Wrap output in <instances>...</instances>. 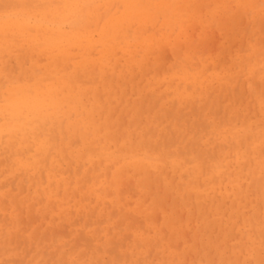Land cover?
Listing matches in <instances>:
<instances>
[{
	"label": "rangeland",
	"instance_id": "1",
	"mask_svg": "<svg viewBox=\"0 0 264 264\" xmlns=\"http://www.w3.org/2000/svg\"><path fill=\"white\" fill-rule=\"evenodd\" d=\"M57 1L59 0H0V12H13V15L23 13L30 21L55 13L57 16L54 17L61 18L64 13L62 6L68 0ZM83 1L86 5L93 3L98 9H90L93 17H81L82 26L79 23L83 31L91 32L89 37L92 42L86 52L89 56L87 61L77 47H72L65 58L55 52L53 59H49L35 47L8 45L15 48L0 50V66L7 65L14 76L29 79L41 86L48 82L57 84V96L61 106H64L63 115L59 113L54 126L46 131L53 149L50 155L41 157L40 167L32 171L21 169L18 172L11 150H6V158L0 154V264H13L16 259L23 260H19L20 263L15 262L16 264H264V175H261L264 174V0ZM225 14H228L227 19L224 18ZM222 16L224 24L220 19ZM106 22L112 25L104 27ZM219 25H223L222 28ZM103 28L110 30L111 36L108 40L113 42L112 48L106 50L101 44L104 42L100 36ZM39 57L43 58L39 61ZM34 69L38 71L33 72ZM90 71L98 73L94 75ZM113 71L114 78L111 73ZM69 81H73L74 88ZM87 89H90L89 92ZM63 98L67 100L64 101ZM114 106L118 109L115 110ZM125 111H128V115ZM111 112H115L112 118ZM51 114L52 119H57ZM123 119L124 126L120 124L119 128V122H123ZM107 122L110 128H107ZM100 124L102 127L107 124V127L102 129ZM109 130L111 134L107 137L105 132L108 133ZM244 130L250 132L246 133ZM114 133L115 136L119 135L116 136L120 138L117 142L114 136L111 141ZM41 138L43 140L45 137ZM32 147L34 142L30 140L24 149ZM89 153L93 155L91 162L87 163L85 156ZM159 154L162 155V160L159 159ZM141 161L145 163L144 169L140 168L143 166ZM250 162L253 165H249ZM242 167H245L244 170ZM150 172L153 173L151 177ZM50 174H56V177L51 179L48 177ZM124 180L132 181V186H127L129 190L132 187L134 192L138 191L134 198L126 187L130 182L125 184ZM121 186H125L127 190ZM119 188L124 189V193ZM149 189L152 191L147 193ZM118 191L123 194L121 200ZM228 196L230 197L227 198ZM127 202L132 204L130 208ZM205 204L207 209H204ZM162 205L166 210H163ZM114 208L117 213L112 216L111 211ZM224 209H228L229 213ZM128 212L134 216V221L137 216V222H133ZM166 213L170 218H167ZM158 214L160 218L156 221ZM152 218H156L155 222ZM190 218L193 220L191 223ZM169 233L173 235L169 236ZM207 238L214 243L210 239L207 241ZM117 241L118 257L121 256L119 261L117 253L113 251L114 245L112 246L113 243L116 246ZM171 242L174 247L169 245ZM190 243L194 245L191 246ZM25 251L28 254L25 255Z\"/></svg>",
	"mask_w": 264,
	"mask_h": 264
},
{
	"label": "bare ground",
	"instance_id": "2",
	"mask_svg": "<svg viewBox=\"0 0 264 264\" xmlns=\"http://www.w3.org/2000/svg\"><path fill=\"white\" fill-rule=\"evenodd\" d=\"M5 1H7V0H5ZM60 1V0H59ZM59 1H57V2H59ZM63 1V0H62ZM86 1V0H85ZM127 1V0H126ZM125 1V2H126ZM88 2V1H87ZM90 2H93V1H90ZM110 2V1H109ZM108 2V3H109ZM137 2V1H136ZM210 2V1H209ZM112 3V2H111ZM111 3H109V4H111ZM29 4V3H28ZM114 4V3H113ZM108 5V4H107ZM57 6V5H56ZM113 6V5H112ZM118 6H119V4H118ZM181 6V5H180ZM8 7V6H7ZM60 7H61V5H60ZM59 8V7H58ZM58 8H57V10H58ZM62 12H64L63 14H62V17L61 18H59V17H54L55 15H56V13L55 14H51V16H50V14L49 15H45V16H40V18H37V19H34V20H32V21H30V19L27 17V16H24V15H22V14H18V15H13V14H11V13H13V12H10V13H8V12H0V50L1 51H4V50H11L12 48H15V47H23V46H29V47H35V48H37L39 51H41L42 53H44L49 59H53L56 55V53H58V54H60V56H61V58H65V57H67L68 56V53H69V50L72 48V47H77L79 50H81L82 51V54L83 55H85L86 56V58H85V60L87 61V59H89V56L87 55L88 53H86L87 51H89V48H90V43L92 42V39L89 37V34L91 33V32H85V31H83V29L80 27V24L79 23H81V26H82V21H81V17H93L92 15H93V12H91V10L90 9H95V10H97L98 11V9H97V7L93 4V3H88V5H86V3L83 1V0H75V2H72L71 0H68V3L63 7L62 6ZM196 8V7H195ZM125 9V8H124ZM191 9V8H190ZM196 10V9H195ZM201 10V9H200ZM11 11H13V10H11ZM101 11V10H100ZM228 11V10H227ZM186 12V11H185ZM190 12V11H189ZM216 12H217V10H216ZM229 12V11H228ZM45 13V12H44ZM224 13H227V12H224ZM31 14V13H30ZM102 14V13H101ZM195 14V13H194ZM213 15V14H212ZM224 15V14H223ZM227 15L228 14H225V16H224V18L225 19H227ZM38 16V15H37ZM57 16V15H56ZM214 16H216V15H214ZM103 17H104V15H103ZM189 17V16H188ZM101 19H102V15H101V17H100ZM126 18V17H125ZM216 18H219V17H216ZM224 18H223V16L222 17H220V19H222L221 21H222V24H224L225 22H223V20H224ZM229 18V17H228ZM192 19V18H191ZM229 20H230V18H229ZM81 21V22H80ZM86 21V20H85ZM84 21V22H85ZM230 22H232L231 20H230ZM220 23V22H219ZM90 23H88V25H89ZM228 23H226V25H227ZM110 25H112V23H110V22H106L105 23V25H104V27L105 26H110ZM226 25H224V27H226L227 28V26ZM90 26V25H89ZM116 26V25H115ZM208 26H210V25H208ZM221 26H223V25H219V27H221ZM223 27V28H224ZM231 27V29L233 28L232 26H230ZM109 28V27H108ZM197 28V27H196ZM222 28V27H221ZM84 29H85V27H84ZM112 30V29H111ZM148 30V29H147ZM226 30V29H225ZM173 31V30H172ZM228 31H229V29H228ZM109 32H110V30L108 29V30H104V28L101 30V33H100V36H102V38H103V40H104V42L102 43L101 42V44H102V46H104V48H105V50L108 48H112V46H113V42H111L110 40H108L109 39V36H111V34H109ZM174 32V31H173ZM213 32V31H212ZM227 32V31H226ZM156 33V32H155ZM117 37V36H116ZM190 39V38H189ZM176 40H177V38H176ZM177 42V41H176ZM187 42H189V41H187ZM193 42V41H192ZM192 42H191V45L190 44H187V45H190V47H192L193 46V44H192ZM202 42V41H201ZM201 42H199V43H201ZM8 45H11V46H15V47H10V46H8ZM177 45V44H176ZM241 46V45H240ZM181 47V46H180ZM197 47V46H196ZM194 48V47H193ZM17 49V48H16ZM18 50V49H17ZM73 50V49H72ZM71 50V51H72ZM56 52V53H55ZM92 52V51H91ZM91 52H89V53H91ZM140 52V51H139ZM166 52H168V51H166ZM116 53H117V51H116ZM164 53V52H163ZM27 54V53H26ZM39 54V53H38ZM95 54V53H94ZM161 54V53H160ZM77 55V54H76ZM36 56H39V55H36ZM43 56V55H42ZM166 58H167V56L166 55H164ZM81 57V56H80ZM43 58V57H42ZM42 58H40L39 57V61H40V59H42ZM165 58V59H166ZM168 58H170V57H168ZM24 59V61H27V59H25V58H23ZM150 59V58H149ZM163 59H164V57H163ZM164 59V60H165ZM207 59V58H206ZM44 60V59H43ZM163 60V61H164ZM37 61H38V59H37ZM38 61V62H39ZM93 61V60H92ZM166 61H167V59H166ZM53 62H54V60H53ZM170 62H171V60H170ZM173 62H175V61H173ZM172 62V63H173ZM24 63V62H23ZM58 63V62H57ZM77 63V62H76ZM81 63V62H80ZM153 63V62H152ZM34 64V63H33ZM59 64V63H58ZM57 64V65H58ZM165 64V63H164ZM163 64V65H164ZM174 64V63H173ZM92 65V64H91ZM117 65V64H116ZM225 65V64H224ZM7 66V65H6ZM5 65H2V66H0V154L3 156V157H5L6 158V150L7 149H10L11 150V154L14 156V161H15V163H16V165H17V171L19 172L21 169H25L26 171H32V170H34V169H36V167H40V165H41V157L43 156V155H50L51 153H52V149H53V146H52V143H51V140L48 138V135H47V130H49L50 128H52L53 126H54V124L56 123V121L58 120V114L59 113H62V115H63V111H62V107H64L63 105L61 106V101L59 100V98H58V96H57V84H54V83H52V82H48V83H46V84H44L43 86H41V85H39V84H37V83H35V82H31L29 79H21L20 77H17V76H14V73L11 71V69L9 70L8 69V67H6ZM33 66V65H32ZM49 66V65H48ZM81 66V65H80ZM95 65H93V67H94ZM175 66H177V63L175 64ZM76 67V66H75ZM92 67V68H93ZM117 67V66H116ZM115 67V68H116ZM147 67H149V66H147ZM41 68V67H40ZM47 68V67H46ZM65 68V67H64ZM66 68H69L68 66L66 67ZM105 68V67H104ZM134 68V67H133ZM160 68H162V67H160ZM179 68V67H178ZM95 69V68H94ZM163 69V68H162ZM173 69V68H172ZM171 69V70H172ZM61 70H64V69H61ZM160 70V69H159ZM158 70V71H159ZM38 70L37 69H34L33 70V72H37ZM65 71H66V69H65ZM77 71H78V69H77ZM92 71V70H91ZM90 71V72H91ZM95 71V70H94ZM115 71V70H114ZM114 71L113 72H111V73H113V75H112V77L114 76ZM132 71H134V70H132ZM164 70H162V72H163ZM166 71H168L167 69H166ZM124 72V71H123ZM91 73H94V72H91ZM96 73V72H95ZM94 73V75H97V73L95 74ZM159 73V72H158ZM171 73V72H170ZM125 74V73H124ZM128 74V73H127ZM48 75V74H47ZM108 74L106 73V76H107ZM126 75V74H125ZM143 75V74H142ZM147 75V74H146ZM188 75V74H187ZM20 76V75H19ZM51 76H53V75H51ZM135 76H136V74H135ZM22 77V76H21ZM70 77V76H69ZM104 77H105V75H104ZM108 77V76H107ZM111 77V78H112ZM50 78V77H49ZM74 78H76V77H74ZM78 78H79V76H78ZM78 78L76 79V80H78ZM96 77L94 76V78L93 79H95ZM114 78V77H113ZM113 78H112V80H110V82L111 81H113ZM125 78H126V76H125ZM132 78V77H131ZM89 79V78H88ZM92 79V80H93ZM132 79H134V77L132 78ZM75 80V81H76ZM41 81V80H40ZM94 81H96V80H94ZM134 81V80H133ZM132 81V82H133ZM70 82V84H71V86L74 88L75 86H74V83L72 84V82L73 81H69ZM85 82V81H84ZM88 82V81H87ZM117 82L119 83V80H117ZM125 82V81H124ZM91 83H93V82H91ZM112 83V82H111ZM111 83H110V85H111ZM81 84H82V82H81ZM104 84H106V83H104ZM103 84V86H105ZM121 85H122V82H121ZM120 85V86H121ZM127 85V84H126ZM138 85V84H137ZM98 86V85H97ZM113 88H114V85L112 86ZM116 88V87H115ZM133 88H134V86H133ZM63 89V88H62ZM117 89H118V87H117ZM136 89V88H135ZM134 89V90H135ZM74 90V89H73ZM88 90V89H87ZM90 90V89H89ZM89 90L87 91V92H89ZM99 90V89H98ZM126 90H127V88H126ZM133 90V91H134ZM156 90V89H155ZM244 90V89H243ZM117 91V90H116ZM71 92V91H70ZM70 92H69V94H70ZM79 92H81V88H80V91ZM86 92V93H87ZM99 92V91H98ZM97 92V93H98ZM118 92V91H117ZM127 92V91H126ZM96 93V92H95ZM96 93V94H97ZM110 93L111 92H109V95H110ZM134 93V92H133ZM146 93H147V91H146ZM153 93V92H152ZM84 94V93H83ZM103 94H105V93H103ZM85 95V94H84ZM112 95V94H111ZM110 95V96H111ZM123 95V94H122ZM151 95V94H150ZM73 96V95H72ZM72 96H70V98L72 97ZM75 96V95H74ZM99 96V95H98ZM100 96H102V94H100ZM99 96V97H100ZM131 96V95H130ZM161 96V95H160ZM163 96V95H162ZM69 97V96H68ZM84 97V96H83ZM159 97V96H158ZM69 98V99H70ZM101 98V97H100ZM99 98V99H100ZM141 98H142V96H141ZM162 98H164V96L162 97ZM64 99V98H63ZM122 99V96H121V98H120V100ZM135 99V98H134ZM143 99H145L146 100V98H143ZM150 99V98H149ZM148 99V100H149ZM66 100H67V98H66ZM65 99H64V101H66ZM71 100V99H70ZM69 100V101H70ZM74 100V99H73ZM101 100V99H100ZM129 100V99H128ZM208 100V99H207ZM112 101V100H111ZM110 101V102H111ZM84 102V101H83ZM101 102H102V100H101ZM113 103H114V101H112ZM111 102V103H112ZM129 102V101H128ZM142 102H144V101H142ZM262 102V101H261ZM122 103V101L118 104V108H119V105ZM130 103V102H129ZM207 103V102H206ZM128 104V103H127ZM134 104H136L135 103V100H134ZM133 104V105H134ZM142 104V103H141ZM87 105V104H86ZM103 105H104V103H103ZM129 105V104H128ZM133 105H132V107H133ZM143 105V104H142ZM163 105H164V103H163ZM105 106V105H104ZM155 106V105H154ZM154 106H152V107H154ZM114 107H116V106H114ZM113 107V108H114ZM134 107H135V105H134ZM141 107V106H140ZM117 107L115 108V110H117L118 109ZM151 108V107H150ZM173 108V107H172ZM262 108V107H261ZM103 109H104V112H105V107H103ZM131 109H134V108H131ZM141 109V108H140ZM161 109V108H160ZM181 110V109H180ZM103 111V110H102ZM140 111V110H139ZM116 112V111H115ZM115 112H113L114 114H115ZM125 112H127V114L126 115H128V111H125ZM150 112H151V110H150ZM168 112V111H167ZM192 112V111H191ZM51 113H53L54 115H55V117H57V119H52V117H51ZM101 113H103V112H101ZM112 113V112H111ZM112 113V114H113ZM121 114H122V112H120ZM82 114L83 113H81L80 115H81V118H82ZM111 114V115H112ZM114 114L111 116V115H109V117L111 116V118L114 116ZM141 114V113H140ZM256 114V113H255ZM71 115H72V113H71ZM71 115H70V117H71ZM93 115H94V112H93ZM120 115V114H119ZM124 116V115H123ZM123 116L121 117V118H123ZM174 116V115H173ZM181 116V115H180ZM88 117V116H87ZM96 116H94V118H95ZM108 117V118H109ZM148 118H149V115L147 116ZM168 117V116H167ZM166 117V118H167ZM238 117V116H237ZM65 118V117H64ZM69 117H67V119H68ZM94 118H92V119H94ZM99 118H101L100 116H99ZM99 118H97V119H99ZM111 118H109V119H111ZM142 118V117H141ZM148 118H147V120H148ZM158 118V117H157ZM177 118H178V116H177ZM180 118V117H179ZM108 120V119H107ZM140 120V119H139ZM110 121V120H109ZM120 121V120H119ZM161 121H163V120H161ZM139 122H141V121H139ZM261 122V121H260ZM95 123H96V121H95ZM99 123H102V122H99ZM108 123V122H107ZM115 123V122H114ZM124 123V119H123V122L121 121V123L119 122V128L121 127V125L120 124H123ZM193 123H195V122H193ZM244 123V122H243ZM118 124V123H117ZM258 124V123H257ZM256 124V125H257ZM260 124V123H259ZM107 125V124H106ZM106 125H103L104 127L106 126ZM111 125V124H110ZM139 125V124H138ZM194 125V124H193ZM261 125V124H260ZM72 126V125H71ZM123 126H124V124H123ZM122 126V127H123ZM100 127L102 128V129H104V127H102L101 126V124H100ZM100 127H99V131L101 132V129H100ZM107 127V126H106ZM111 127H112V125H111ZM117 127V129H119ZM175 127V126H174ZM251 127H254V126H251ZM90 128V127H89ZM107 128H110L109 127V123H108V127ZM113 128V127H112ZM143 128V127H142ZM259 128V127H258ZM88 129V128H87ZM122 129V128H121ZM124 129V128H123ZM251 130V129H250ZM155 131V130H154ZM244 131H246V130H244ZM258 131V130H257ZM81 132V131H80ZM79 132V133H80ZM97 132V131H96ZM105 132V131H104ZM123 132V131H122ZM122 132H120V135H121V133ZM196 132H198L197 131V129H196ZM235 132H237V131H235ZM248 132H250L249 130H248ZM247 131H246V133H248ZM86 133V132H85ZM98 133V132H97ZM113 133V132H112ZM144 133V132H143ZM172 133H174V131L172 132ZM240 133H241V131H240ZM242 133H243V131H242ZM55 134V133H54ZM105 134H107V137H108V134L110 135L111 134V131L109 130V132L108 133H106L105 132ZM123 134H124V132H123ZM122 134V135H123ZM160 134V133H159ZM234 134V133H233ZM254 134V133H253ZM260 134V133H259ZM258 134V135H259ZM89 135V134H88ZM137 136H138V133L136 134ZM153 135V134H152ZM155 135V134H154ZM185 135V134H184ZM183 135V136H184ZM45 137L43 140H40V139H42L41 137ZM54 136V135H53ZM106 136V135H105ZM116 138V136H119V135H116L115 136V133H114V135H111V141H112V139L114 138V137ZM135 137V140H137L136 138H138V137ZM151 136V135H150ZM262 136H264V135H262ZM86 137H87V135H86ZM144 137V136H143ZM151 137H153V136H151ZM227 137V136H226ZM236 137V136H235ZM246 137H247V135H246ZM257 137V136H256ZM76 138V137H75ZM119 137H117L116 138V142L118 141L117 139H118ZM123 138V137H122ZM218 138V137H217ZM55 139V138H54ZM96 139V138H95ZM109 139H110V137H109ZM120 139V138H119ZM164 139V138H163ZM192 139H193V137H192ZM32 141V142H34V147H32V149L30 148V149H24V146L28 143V141ZM99 140V139H98ZM132 140H133V138H132ZM149 140H150V138H149ZM227 140H228V138H227ZM226 140V141H227ZM246 140V139H245ZM56 141V140H55ZM54 141V142H55ZM84 141V140H83ZM134 141V140H133ZM164 141V140H163ZM171 141H172V138H171ZM247 141V140H246ZM170 142V141H169ZM189 142H191V141H188V143ZM90 143H92L91 141H90ZM133 143V142H132ZM137 143V142H136ZM140 143V142H139ZM138 143V144H139ZM146 143V142H145ZM149 143H151V140H150V142ZM167 143H168V141H167ZM173 143V142H172ZM187 143V144H188ZM156 144H158V142L156 141ZM233 144V143H232ZM98 145V144H97ZM121 145V144H120ZM119 145V146H120ZM151 145V144H150ZM90 146H92V145H90ZM110 146V145H109ZM118 146V147H119ZM123 146V145H122ZM121 146V147H122ZM145 146V145H144ZM155 146V145H154ZM158 146H159V144H158ZM111 147V146H110ZM120 148V147H119ZM88 149H90V148H88ZM121 149V148H120ZM156 149V148H155ZM199 149V148H198ZM202 148L200 147V150H201ZM233 149H234V147H233ZM232 149V150H233ZM253 149V148H252ZM255 149H257V148H255ZM92 150V149H91ZM122 150V149H121ZM134 150V149H133ZM154 150V149H153ZM200 150H198V151H200ZM207 150V149H206ZM259 150V149H258ZM33 151V154H31V152ZM137 151H139V150H137ZM169 151V150H168ZM187 151V150H186ZM185 151V152H186ZM229 151H230V148H229ZM261 151H262V149H261ZM154 153H155V151H153ZM152 152V153H153ZM164 152V151H163ZM202 152V151H201ZM216 152V151H215ZM71 153V152H70ZM104 153V152H103ZM151 153V154H152ZM182 153V152H181ZM184 153V152H183ZM208 153V152H207ZM137 154V153H136ZM141 154V153H140ZM151 154H149V155H151ZM162 154V153H161ZM174 154V153H173ZM178 154V153H177ZM200 154H202V153H200ZM250 154V153H249ZM258 154H260V152L258 153ZM257 154V155H258ZM92 153H89V154H86V162L87 163H90L91 162V159H92ZM108 155H109V153H108ZM114 155V154H113ZM163 155H166V153L164 154L163 153ZM176 155V154H175ZM197 155V154H196ZM115 156V155H114ZM123 156V155H122ZM133 156H135V154L133 155ZM133 156H131V157H133ZM159 156H160V154H159ZM158 156V157H159ZM167 156V155H166ZM199 156V155H198ZM197 156V157H198ZM219 156L220 155H218V158H219ZM260 156H261V154H260ZM125 157V156H124ZM130 157V156H129ZM144 157H145V155H144ZM213 157H215V156H213ZM226 157V156H225ZM225 157H224V159H225ZM228 157V156H227ZM231 157H233V155L231 156ZM258 157V156H257ZM126 158H128L127 156H126ZM146 158H147V155H146ZM162 158V155L160 156V160H162L161 159ZM259 158V157H258ZM117 159H119V157L117 158ZM148 159H150L151 160V158H149V156H148ZM156 159H158V158H156ZM203 159H204V157H203ZM239 159V158H238ZM237 159V160H238ZM213 160V159H212ZM222 160V159H221ZM220 160V161H221ZM70 161V160H69ZM101 161V160H100ZM140 161V160H139ZM204 161V160H203ZM226 161V160H225ZM258 161V160H257ZM262 161H264V160H262ZM261 161V162H262ZM142 162V161H141ZM226 162H228V160L226 161ZM244 162H246V160H244ZM256 162V161H255ZM2 163V162H1ZM70 163H71V161H70ZM69 163V164H70ZM100 163V162H99ZM130 163V162H129ZM231 163V162H230ZM71 164H73V163H71ZM134 164V163H133ZM144 164L145 163H141V165H143L142 167L140 166V168L142 169L143 167H144ZM228 164V163H227ZM232 164H233V162H232ZM245 164V163H244ZM244 164H242V165H244ZM253 165L252 164V162H250L249 163V165ZM255 164V163H254ZM94 165V164H93ZM100 165V164H99ZM129 165V164H128ZM165 165H166V163H165ZM165 165H163V168H164V166ZM202 165V164H201ZM204 165V164H203ZM219 165V164H218ZM226 165V164H225ZM229 165V164H228ZM247 165V164H246ZM245 165V166H246ZM248 165V166H249ZM74 166V165H73ZM77 166V165H76ZM111 166V165H110ZM136 167L138 166L137 164L135 165ZM157 166H158V164H157ZM207 166V165H206ZM205 166V167H206ZM235 166V165H234ZM257 166V165H256ZM124 167V166H123ZM168 167V166H167ZM229 167H231V165L229 166ZM255 167V166H254ZM95 168V167H94ZM105 168H106V166H105ZM128 168V167H127ZM145 168V167H144ZM143 168V169H144ZM146 168L148 169V167L146 166ZM162 168V167H161ZM236 168V166L234 167V169ZM243 168H245V167H242V169ZM59 169V168H58ZM96 169V168H95ZM120 169H122V168H120ZM135 169V172H136V168H134ZM141 169H140V173H141ZM146 169V170H147ZM173 169V168H172ZM179 169V168H178ZM206 169H208V168H206ZM252 169V168H251ZM254 169V168H253ZM252 169V170H253ZM69 170V169H68ZM97 170V169H96ZM128 171L130 170V169H127ZM162 170V169H161ZM203 170V169H202ZM244 170V169H243ZM251 170V171H252ZM255 170V169H254ZM253 170V172H255ZM260 170V169H259ZM262 170V169H261ZM88 171V170H87ZM149 171V170H148ZM163 171V170H162ZM167 171V170H166ZM176 171H177V169H176ZM225 171V170H224ZM223 171V172H224ZM240 171H242V170H240ZM106 172V174H108V171H105ZM121 172V171H120ZM120 172H118V173H120ZM230 172H232V171H230ZM243 172V171H242ZM64 173V172H63ZM88 173V172H87ZM87 173H86V175H87ZM124 173V172H123ZM121 174L122 176L124 175V174ZM145 173V172H144ZM148 173V172H147ZM155 173V172H154ZM161 173V172H160ZM169 173V172H168ZM207 173V172H206ZM205 173V174H206ZM240 173V172H239ZM248 173H249V171H248ZM262 173H264V171H262ZM17 174H19V173H17ZM127 174V173H126ZM134 174V173H133ZM137 174V173H136ZM136 174H134V175H136ZM153 174V173H152ZM151 172H150V176H149V174H148V176L149 177H151ZM166 174H167V172H166ZM232 174V173H231ZM230 174V175H231ZM234 174V173H233ZM245 174V173H244ZM260 174H261V172H260ZM16 175V174H15ZM14 175V176H15ZM42 175V174H41ZM113 175H115V174H113ZM129 175V174H128ZM168 175V174H167ZM166 175V176H167ZM243 175V174H242ZM242 175H241V177H242ZM251 175H253L254 176V174H251ZM250 175V177H253V176H251ZM261 175H264V174H261ZM260 175V176H261ZM17 176H19V175H17ZM16 176V177H17ZM69 176V175H68ZM83 176H84V174H83ZM232 176V175H231ZM248 175H246V177H247ZM258 176V175H257ZM44 177V176H43ZM48 177H50L51 179H53V178H55L56 177V174H50V175H48ZM135 177V176H134ZM156 177V176H155ZM70 178V177H69ZM130 178V177H129ZM214 178H216V177H214ZM254 178V177H253ZM15 179V178H14ZM33 179V178H32ZM146 179V178H145ZM147 179H149V178H147ZM146 179V180H147ZM234 179V178H233ZM259 179V178H258ZM257 179V180H258ZM262 179H264V178H262ZM72 180V179H71ZM114 180V179H113ZM117 180H119V178H117ZM215 179H213V181H214ZM232 180V179H231ZM246 180V179H245ZM12 182H13V180H11ZM33 181V180H32ZM85 181V180H84ZM120 181V180H119ZM127 181H129L130 183L128 184L127 183ZM124 180V183L126 184V187L127 186H132L131 185V180ZM141 181V180H140ZM145 181V180H144ZM149 181V180H148ZM11 182V183H12ZM78 182V181H77ZM111 182V181H110ZM138 182V181H137ZM147 182V181H146ZM145 182V183H146ZM151 182V181H150ZM214 182H216V181H214ZM232 182V181H231ZM259 182V181H258ZM257 182V183H258ZM42 183V182H41ZM69 183H70V181H69ZM118 183V182H117ZM122 183V182H121ZM140 185H141V183L140 182H138ZM221 183H222V181H221ZM262 183H264V181H262ZM262 183H260V184H262ZM25 184V183H24ZM50 184V183H49ZM133 184V183H132ZM212 184V183H211ZM215 184V183H214ZM252 184V183H251ZM11 185V184H10ZM117 185V184H116ZM121 185V184H120ZM124 184H122V186H123ZM145 185V184H144ZM149 185H150V183H149ZM225 185H227V184H225ZM242 185H243V183H242ZM259 185V184H258ZM22 186V185H21ZM24 186V185H23ZM121 186V187H122ZM200 186V185H199ZM257 186V185H256ZM20 187V186H19ZM120 187V188H121ZM125 187V186H124ZM124 187H122V188H124ZM126 187L124 188V189H126ZM160 187V186H159ZM233 187V186H232ZM248 187V186H247ZM11 188V187H10ZM14 188V187H13ZM12 188V189H13ZM23 188V187H22ZM119 188V189H120ZM128 188V190H129V187H127ZM131 189L129 190V191H131L130 192V195H132V197L134 196V194L136 195V192L138 193V191H136V192H134L133 190L134 189H132V187H130ZM145 188V187H144ZM147 188V187H146ZM166 188V187H165ZM178 188V190H180V188H179V186L177 187ZM211 188V187H210ZM250 189H251V186L249 187ZM257 188V187H256ZM124 189H120L121 190V192L122 193H124V191H122V190H124ZM158 189V188H157ZM162 189V187L159 189V190H161ZM164 189V188H163ZM171 189V188H170ZM173 189V188H172ZM216 189V188H215ZM214 189V190H215ZM228 189V188H227ZM233 189V188H232ZM235 189V188H234ZM248 189V188H247ZM52 190V189H51ZM59 190H60V188H59ZM127 190V189H126ZM151 189H149V190H147V193H148V191H150ZM166 190V189H165ZM175 190V189H174ZM12 191V190H11ZM23 191V190H22ZM132 191H133V194H132ZM152 191V190H151ZM193 191V190H192ZM233 191H235V190H233ZM8 192V191H7ZM64 192V191H63ZM119 192V199L121 200V199H123V197H122V195L123 194H121V192L120 191H118ZM126 192V191H125ZM210 192V191H209ZM90 193H91V191H90ZM109 193V192H108ZM128 193V192H127ZM150 193V192H149ZM190 193H192L191 191H190ZM194 193V192H193ZM214 193V192H213ZM253 193V192H252ZM59 194V193H58ZM75 194V193H74ZM129 194V193H128ZM168 194V193H167ZM179 194V193H178ZM199 194V193H198ZM230 194V193H229ZM148 195V194H147ZM219 195V194H218ZM140 196L141 195H139V197L138 198H140ZM161 195L159 194V197H160ZM170 196V195H169ZM188 196V195H187ZM63 197V196H62ZM162 197V196H161ZM189 197H191L192 198V196H190L189 195ZM197 197H198V195H197ZM230 196H228L227 198H229ZM134 198V197H133ZM133 198H132V201H133ZM144 198V197H143ZM147 198V197H146ZM176 197H174V199H175ZM184 198V197H183ZM196 198V197H195ZM236 198V197H235ZM63 199V198H62ZM101 199V198H100ZM172 199V198H171ZM222 199H223V197H222ZM237 199V198H236ZM3 200V202L5 201L4 199H2ZM18 200V199H17ZM135 200V199H134ZM168 200V198L166 199V201ZM228 200V199H227ZM231 200V199H230ZM229 200V201H230ZM241 200V199H240ZM15 201V200H14ZM56 201V200H55ZM81 201V200H80ZM127 201V200H126ZM152 201H154V199L152 200ZM171 201V200H170ZM174 201V200H173ZM175 201H176V199H175ZM209 201V200H208ZM208 201H206V203L208 202ZM223 202H225V200H222ZM232 201H233V199H232ZM236 200H234V202H235ZM2 202V201H1ZM0 202V203H1ZM128 202H130V201H128ZM127 202V203H128ZM136 202V201H135ZM137 202H139V201H137ZM157 202V201H156ZM168 202V201H167ZM177 202V201H176ZM191 202H192V200H191ZM198 202H199V200H198ZM213 202H215V201H213ZM212 202V203H213ZM218 202V201H217ZM233 202V204H235ZM253 202V201H252ZM96 203V202H95ZM103 203H106V201L104 202L103 201ZM126 203V202H125ZM125 203H124V205H125ZM141 203V202H140ZM143 203H144V201H143ZM163 203V202H162ZM170 203V202H169ZM168 203V204H169ZM183 203V202H182ZM197 203V202H196ZM212 203H210V205L212 204ZM232 203V202H231ZM62 204H64V203H62ZM75 204V203H74ZM129 204V208H130V205H132V204H130V203H128ZM137 204V203H136ZM142 204V203H141ZM153 204H155V203H153ZM161 204V203H160ZM188 204V203H187ZM203 204V203H202ZM201 204V205H202ZM227 202H226V206H227ZM238 204H239V202H238ZM5 205V204H4ZM107 205H108V203H107ZM135 205V204H134ZM140 205V204H139ZM149 205V204H148ZM164 205V204H163ZM163 205H162V208H163V210H166V209H164V207H163ZM173 205V204H172ZM186 205V204H185ZM192 205V204H191ZM204 205V204H203ZM202 205V206H203ZM230 206H232L231 204H229ZM240 205V204H239ZM29 206V205H28ZM75 206V205H74ZM142 206V205H141ZM146 206V205H145ZM202 206H200V208L202 207ZM205 206H206V204H205ZM218 207H219V205H217ZM137 207H138V205H137ZM140 207V206H139ZM147 207V206H146ZM146 207H145V209H146ZM155 207H157V205L155 206ZM169 207V206H168ZM167 207V208H168ZM194 206H192V208H193ZM215 207V206H214ZM233 207H235V205H233ZM18 208V207H17ZM74 208V207H73ZM133 208V207H132ZM153 208V207H152ZM151 208V209H152ZM171 209H172V207H170ZM181 208H182V206H181ZM203 208V207H202ZM207 209V206L206 207H204V209ZM220 208V207H219ZM218 208V209H219ZM225 208H227V207H225ZM236 208V207H235ZM134 209H136V206H135V208ZM144 209V210H145ZM147 209H148V207H147ZM177 209H178V207H177ZM176 209V210H177ZM194 209V208H193ZM217 209V210H218ZM240 209V208H239ZM239 209H237V210H239ZM150 210V209H149ZM154 210V209H153ZM175 210V209H174ZM212 210V209H211ZM217 210H216V212H217ZM224 210H226V209H224ZM224 210H223V212H224ZM228 210V209H227ZM226 210V211H227ZM237 210H236V212H237ZM258 210V209H257ZM256 210V211H257ZM7 211V210H6ZM31 211V210H30ZM48 211V210H47ZM139 211H140V208H139ZM156 211H157V209H156ZM173 211V210H172ZM194 211V210H193ZM229 211V210H228ZM227 211V212H228ZM71 212V211H70ZM73 212V211H72ZM71 212V213H72ZM133 212V211H132ZM137 212V211H136ZM153 212V211H152ZM163 212V211H162ZM168 212V211H167ZM170 213H171V210L169 211ZM168 212V214L170 215V213ZM177 212V211H176ZM192 212V211H191ZM199 212V211H198ZM204 212H205V210H204ZM221 212V211H220ZM232 212V211H231ZM27 213V212H26ZM58 213V212H57ZM60 213V212H59ZM111 213H112V216H115V215H113V213L115 214V213H117L116 211H115V208L113 209V211H111ZM128 213H130V212H128ZM128 213L126 214V215H128ZM157 213H159V212H157ZM156 213V214H157ZM175 213V212H174ZM201 210H200V215H201ZM218 213V212H217ZM229 213V212H228ZM140 214V213H139ZM151 214V213H150ZM164 214V213H163ZM167 214V213H166ZM167 214V215H168ZM172 214V213H171ZM184 214V213H183ZM209 214V213H208ZM221 214H223L224 215V213H221ZM239 214V213H238ZM254 214H255V211H254ZM91 215V214H90ZM111 215V214H110ZM130 216L132 215L131 213L129 214ZM128 215V216H129ZM141 215V214H140ZM154 215H155V211H154ZM165 215V214H164ZM167 216V218L169 217L170 218V216ZM188 215V214H187ZM186 215V216H187ZM217 215V214H216ZM230 215V214H229ZM243 215V214H242ZM61 216V215H60ZM104 216V215H103ZM125 216V215H124ZM128 216H125L126 218L128 217ZM129 216V217H130ZM136 216V215H135ZM143 216V215H142ZM141 216V217H142ZM177 216V215H176ZM180 216V215H179ZM183 215H182V213H181V217H182ZM193 216V215H192ZM212 216H213V213H212ZM233 216V215H232ZM231 216V217H232ZM239 216V215H238ZM249 216V215H248ZM259 216V215H258ZM21 217V216H20ZM39 217V216H38ZM91 217V216H90ZM134 218V216H131L130 218ZM138 217H139V215H138ZM159 217V214L157 215V220L156 221H158V219L160 218H158ZM166 217V216H165ZM198 217H200V216H198ZM207 217H209V215L207 216ZM214 217V216H213ZM216 217V216H215ZM243 218H244V216H242ZM254 217H255V215H254ZM33 218V217H32ZM133 218H132V220H133ZM146 218V217H145ZM155 218V219H156ZM173 218V217H172ZM228 218V217H227ZM229 218H230V216H229ZM228 218V219H229ZM249 218V217H248ZM256 218V217H255ZM22 219H23V217H22ZM139 219V218H138ZM141 219V218H140ZM139 219V220H140ZM153 219V218H152ZM155 219H153V221L155 220ZM185 219V218H184ZM191 220H192V218H190ZM204 219H206V218H204ZM222 219V218H221ZM80 220V219H79ZM163 220V219H162ZM168 220H170V219H168ZM181 220H182V218H181ZM180 220V221H181ZM211 220H213V218L211 219ZM211 220H209V221H211ZM216 220V219H215ZM227 220V219H226ZM245 220V219H244ZM123 221V220H122ZM141 221V220H140ZM146 221V220H145ZM164 221H165V219H164ZM163 221V222H164ZM167 221V220H166ZM176 221V220H175ZM238 221V220H237ZM24 222V221H23ZM73 222V221H72ZM133 222H137V216H136V221H134L133 220ZM155 222V221H154ZM163 222H162V224H163ZM189 222V221H188ZM191 222H193V220L192 221H190V223ZM117 223H118V221H117ZM141 223V225H142V222H140ZM158 222H156V224H157ZM170 223H172L171 221H170ZM184 223V222H183ZM182 222H181V224H183ZM211 223V222H210ZM233 223V222H232ZM240 223V222H239ZM63 224V223H62ZM73 224V223H72ZM71 224V225H72ZM94 224V223H93ZM120 224H122V223H120ZM129 224V223H128ZM127 224V225H128ZM161 223H159V225H160ZM167 224V223H166ZM174 224H177L176 222H174ZM189 224V223H188ZM202 224H203V222H202ZM215 224V223H214ZM6 225V224H5ZM141 225H139L138 224V226H140V227H142ZM169 225V224H168ZM167 225V226H168ZM209 225V224H208ZM216 225V224H215ZM220 226H221V223L219 224ZM245 225V224H244ZM173 226H175V225H173ZM172 226V227H173ZM180 226V225H179ZM210 226V225H209ZM219 226V227H220ZM241 226V225H240ZM132 227V226H131ZM163 227V226H162ZM169 227H170V225H169ZM169 227H167V228H169ZM172 227H171V229H172ZM190 227H192V226H190ZM200 227H201V225H200ZM215 227V226H214ZM21 228V227H20ZM48 228V227H47ZM130 228V227H129ZM159 228H160V226H159ZM166 228V227H165ZM166 228V229H167ZM174 228V227H173ZM205 228H206V225H205ZM218 228V227H217ZM231 228V227H230ZM233 228H234V226H233ZM25 229H27V228H25ZM57 229V228H56ZM143 229V228H142ZM176 229V228H175ZM192 229V228H191ZM216 229V228H215ZM58 230V229H57ZM63 230V229H62ZM163 230H165L164 228H163ZM167 230H170V228L169 229H167ZM166 230V231H167ZM174 230V229H173ZM184 230H185V232L183 233L182 231V233L185 235L186 234V229L184 228ZM189 230V229H188ZM220 230H222L221 228H220ZM220 230H218L219 232H221ZM231 230V229H230ZM234 230V229H233ZM232 230V231H233ZM19 231V230H18ZM18 231L17 232H15V235H16V233H18ZM26 231V230H25ZM63 231H65V230H63ZM165 231V232H166ZM190 231V230H189ZM213 231H214V229H213ZM57 232H59V231H57ZM61 232V231H60ZM108 232V231H107ZM161 232V231H160ZM165 232H163L164 234H166ZM171 232V231H170ZM175 232V231H174ZM180 232V233H181ZM204 232H206V231H204ZM203 232V233H204ZM209 232H211V231H209ZM14 232L12 231V234H13ZM62 233V232H61ZM64 233H66L67 234V232H64ZM98 233V232H97ZM173 233V232H172ZM172 233H169V236H170V234H172ZM181 233V234H182ZM187 233H188V231H187ZM232 233V232H231ZM12 234H11V236H12ZM125 234V233H124ZM164 234H163V237L165 238V236H164ZM195 234V233H194ZM198 233L196 232V234L195 235H197ZM218 234V233H217ZM32 235V234H31ZM126 235V234H125ZM173 235V234H172ZM209 236H210V234H208ZM228 235V234H227ZM232 235V234H231ZM245 235V234H244ZM7 236V235H6ZM14 236V235H13ZM12 236V237H13ZM64 236V235H63ZM127 236H129V235H127ZM169 236H167L168 238H169ZM175 236V235H174ZM191 236V235H190ZM203 236V235H202ZM237 236V235H236ZM17 237V236H16ZM18 237L20 238V236L18 235ZM36 237V236H35ZM80 237V236H79ZM162 237V236H161ZM160 237V238H161ZM178 237H180V236H178ZM186 237V242L188 243V241H187V236H185ZM231 237V236H230ZM244 237V236H243ZM82 238H83V236H82ZM86 238L87 237H85V240H86ZM90 238V237H89ZM101 238V237H100ZM135 238V237H134ZM147 238V237H146ZM163 238V239H164ZM172 238H173V236H172ZM191 237H189V239H190ZM228 238V237H227ZM88 239V238H87ZM123 239V238H122ZM128 239V238H127ZM142 239V238H141ZM150 239V238H149ZM167 239V238H166ZM197 239V238H196ZM202 239V238H201ZM208 239V238H207ZM210 239V238H209ZM209 239L207 240V241H209ZM223 239H225L226 240V238H223ZM11 240V239H10ZM93 240V239H92ZM109 240H110V238H109ZM180 240V239H179ZM211 240V239H210ZM17 241V240H16ZM19 241V240H18ZM91 240H89L88 239V242H90ZM145 241H146V239H145ZM185 241V240H184ZM195 241V240H194ZM212 242H213V240H211ZM211 241L209 242V243H211ZM24 242V241H23ZM26 242V241H25ZM78 242V241H77ZM111 242V241H110ZM148 242V241H147ZM170 242V241H169ZM176 242V241H175ZM177 242H179V241H177ZM190 242V241H189ZM11 243H12V241H11ZM20 243H21V240H20ZM91 243V242H90ZM117 244H116V246H115V244L113 243L112 244V246L114 247H112L111 246V248H113V251H115L116 253H117V257L119 256L118 255V251H117V245H118V241L116 242ZM146 243V242H145ZM159 243V242H158ZM172 243V242H171ZM182 243V241L180 242V244ZM196 242H194V244H195ZM207 243V242H206ZM214 243V242H213ZM246 243V242H245ZM122 244H123V241H122ZM122 244H121V246H122ZM176 245H178L177 243H175ZM191 244V243H190ZM193 244V243H192ZM191 244V246H193ZM197 244V243H196ZM227 244V243H226ZM86 245V244H85ZM164 245V244H163ZM169 245L171 246H175V245H173V243L172 244H170L169 243ZM32 246V245H31ZM30 246V247H31ZM90 246H92V245H90ZM129 246V245H128ZM171 246V247H172ZM181 246V245H180ZM190 245H188V247H189ZM202 246V245H201ZM236 246V245H235ZM248 246V244L245 246V247H247ZM98 247V246H97ZM130 247V246H129ZM197 247V246H196ZM17 248H18V245H17ZM26 248V247H25ZM88 248H89V246H88ZM87 248V249H88ZM122 248H123V246H122ZM165 248V247H164ZM204 248V247H203ZM212 247H211V245H210V249H211ZM84 249H85V247H84ZM86 249V250H87ZM97 249H100V248H97ZM109 249V248H108ZM180 249V248H179ZM186 249V248H185ZM210 249H209V251H210ZM241 249V248H240ZM27 250V249H26ZM112 250V249H111ZM126 250V249H125ZM248 250V249H247ZM258 250H260V249H258ZM74 251V250H73ZM98 251V250H97ZM123 251V250H122ZM148 251H150V249L148 250ZM187 251V250H186ZM186 251H184V252H186ZM26 253H25V255L26 254H28V251H25ZM107 252V251H106ZM178 252V251H177ZM6 253V252H5ZM18 253V252H17ZM22 253V252H21ZM112 253V252H111ZM115 253V254H116ZM129 253V252H128ZM198 253V252H197ZM241 253V252H240ZM125 254V253H124ZM180 254V253H179ZM193 254V253H192ZM196 254V253H195ZM24 255V256H25ZM121 255V254H120ZM131 255V254H130ZM149 255V254H148ZM230 255H233V254H230ZM24 256H23V258H24ZM78 256V255H77ZM180 256V255H179ZM185 256H187V255H185ZM192 256V255H191ZM241 256V255H240ZM126 257V256H125ZM258 257V256H257ZM114 258V257H113ZM119 258V257H118ZM117 258V259H118ZM120 258H121V256H120ZM120 258L118 259V261L120 260ZM159 258V257H158ZM185 258H187V257H185ZM193 258V257H192ZM208 258V257H207ZM210 258V257H209ZM223 258V257H222ZM238 258H239V256H238ZM237 258V259H238ZM116 259V260H117ZM165 259V258H164ZM173 259V258H172ZM188 259V258H187ZM199 259V258H198ZM202 259V258H201ZM230 259V258H229ZM13 260V259H12ZM11 260V261H12ZM15 260V259H14ZM21 262L23 261L22 259H19ZM18 259H16V261H13V264H16V263H20V261H19ZM189 260H190V257H189ZM200 260V259H199ZM203 260V259H202ZM215 260V259H214ZM224 260V259H223ZM247 260V259H246ZM261 260V259H260ZM259 260V261H260ZM185 261H187L186 259H185ZM243 261V260H242ZM16 262V263H15ZM162 262H164V260L163 261H161V263ZM215 262V261H214ZM213 262V263H214ZM6 263V262H5ZM186 262H184L183 264H185ZM262 263H264V262H262ZM100 264V263H99ZM106 264V263H105ZM108 264V263H107ZM168 264V263H167ZM182 264V263H181ZM237 264V263H236ZM248 264V263H247ZM260 264H261V262H260Z\"/></svg>",
	"mask_w": 264,
	"mask_h": 264
}]
</instances>
